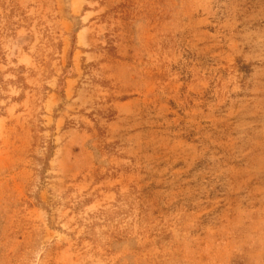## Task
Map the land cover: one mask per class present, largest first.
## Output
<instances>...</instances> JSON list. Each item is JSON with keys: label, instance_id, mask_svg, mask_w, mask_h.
<instances>
[{"label": "rangeland", "instance_id": "obj_1", "mask_svg": "<svg viewBox=\"0 0 264 264\" xmlns=\"http://www.w3.org/2000/svg\"><path fill=\"white\" fill-rule=\"evenodd\" d=\"M0 264H264V0H0Z\"/></svg>", "mask_w": 264, "mask_h": 264}]
</instances>
